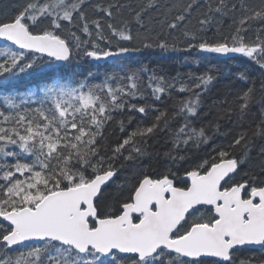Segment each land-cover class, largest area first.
I'll return each mask as SVG.
<instances>
[{
	"label": "snow or ice",
	"instance_id": "6c2138e0",
	"mask_svg": "<svg viewBox=\"0 0 264 264\" xmlns=\"http://www.w3.org/2000/svg\"><path fill=\"white\" fill-rule=\"evenodd\" d=\"M0 264H264V0L0 5Z\"/></svg>",
	"mask_w": 264,
	"mask_h": 264
},
{
	"label": "trees",
	"instance_id": "16d2710c",
	"mask_svg": "<svg viewBox=\"0 0 264 264\" xmlns=\"http://www.w3.org/2000/svg\"><path fill=\"white\" fill-rule=\"evenodd\" d=\"M15 2V0H0V5H10L11 3ZM187 55L185 53H178V54H168V55H161L159 53H143L139 56L133 57L131 59H126L124 63L133 69L140 68L142 65H148L150 68H155L157 72H161L164 75L167 76H174L177 72L180 73H186L189 70L192 71H203L205 64L201 63V66L197 69L196 66L193 63H183L184 56ZM225 67V72L227 73L230 69L235 68H243L244 66L239 63L230 62ZM92 71L94 73H97L95 76V79L97 81L101 80L103 78V69H97L93 68ZM32 83H35V81H32ZM238 88L240 87L239 84H234L233 81H231L230 78L222 77L219 82L215 84L213 89L211 90L210 94H208L205 97L204 106L202 108V114L201 119L202 120H211L215 114V109L211 108V104L213 100L222 98L229 87ZM174 95H179L178 93H174ZM135 126V123L132 125V127ZM230 127V125L225 121L222 123V128L226 129ZM109 132H112V129H109ZM119 130L116 129V136H119ZM110 139L114 140L115 136H110ZM223 136H217L214 143H220L223 141ZM153 143L155 144V147L157 149H163L166 145L164 143V137L160 136L157 138H154ZM247 255H257L259 256V252L255 253H246Z\"/></svg>",
	"mask_w": 264,
	"mask_h": 264
}]
</instances>
